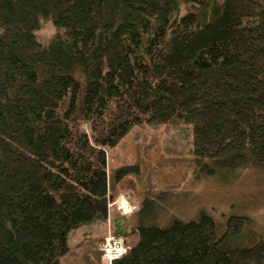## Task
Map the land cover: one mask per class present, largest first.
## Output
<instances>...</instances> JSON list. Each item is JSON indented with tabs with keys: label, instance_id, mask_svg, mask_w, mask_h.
Instances as JSON below:
<instances>
[{
	"label": "trees",
	"instance_id": "trees-1",
	"mask_svg": "<svg viewBox=\"0 0 264 264\" xmlns=\"http://www.w3.org/2000/svg\"><path fill=\"white\" fill-rule=\"evenodd\" d=\"M143 123L188 124L196 159L264 164V0H0V264H61L106 220L126 170L107 149ZM135 230L113 264H264L248 216Z\"/></svg>",
	"mask_w": 264,
	"mask_h": 264
},
{
	"label": "rangeland",
	"instance_id": "rangeland-1",
	"mask_svg": "<svg viewBox=\"0 0 264 264\" xmlns=\"http://www.w3.org/2000/svg\"><path fill=\"white\" fill-rule=\"evenodd\" d=\"M38 20L35 37L46 43L54 33V26L50 19ZM190 147L188 124L143 123L132 127L107 149L110 175L117 180L116 169L122 165L126 169L122 179L111 184L110 202H116L115 211L119 210L117 204L128 202L136 225L143 218L162 227L174 218L196 220L201 210L221 226L231 216H248L254 230L251 241L264 236V164L231 166L196 159L190 154ZM92 230L99 232L100 225L89 223L73 229L69 234L70 247ZM120 234L128 246L138 238L134 229ZM69 253L79 254L80 250L71 249L62 257L61 264H68L65 257Z\"/></svg>",
	"mask_w": 264,
	"mask_h": 264
},
{
	"label": "crops",
	"instance_id": "crops-1",
	"mask_svg": "<svg viewBox=\"0 0 264 264\" xmlns=\"http://www.w3.org/2000/svg\"><path fill=\"white\" fill-rule=\"evenodd\" d=\"M116 203H113L112 208L111 206L108 209V217L106 220L103 221H95L92 224L96 223V225H100L101 230L99 232L96 231H90L89 235L83 238L81 242H77L74 244L73 247H70L74 250H80L79 254L75 253H69L65 258L68 260V264H96L97 258H96V246L94 245L95 240H99L97 243V247L99 249V243L102 240V238L108 234H123V232H126L128 230L135 229L136 222L133 219V211H127L126 213L121 212L120 210L115 211L113 206H115ZM125 208V207H124ZM125 210H128V206L126 205ZM71 234V233H69ZM70 235L68 236L69 241ZM74 239H78V237H75ZM70 246V245H69ZM77 248V249H76ZM98 264H100V260L97 261Z\"/></svg>",
	"mask_w": 264,
	"mask_h": 264
},
{
	"label": "built area",
	"instance_id": "built-area-1",
	"mask_svg": "<svg viewBox=\"0 0 264 264\" xmlns=\"http://www.w3.org/2000/svg\"><path fill=\"white\" fill-rule=\"evenodd\" d=\"M102 260L105 264H111L125 252V242L122 237L108 235L101 244Z\"/></svg>",
	"mask_w": 264,
	"mask_h": 264
},
{
	"label": "bare ground",
	"instance_id": "bare-ground-1",
	"mask_svg": "<svg viewBox=\"0 0 264 264\" xmlns=\"http://www.w3.org/2000/svg\"><path fill=\"white\" fill-rule=\"evenodd\" d=\"M123 203H124V202H122V205H121V206H122V207H124V206H125V208H126V205H124ZM125 208H124V209H125Z\"/></svg>",
	"mask_w": 264,
	"mask_h": 264
}]
</instances>
